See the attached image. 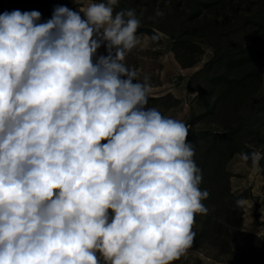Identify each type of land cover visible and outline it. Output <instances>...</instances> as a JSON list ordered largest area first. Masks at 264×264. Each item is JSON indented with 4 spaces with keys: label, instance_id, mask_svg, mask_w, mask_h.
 Instances as JSON below:
<instances>
[{
    "label": "clouds",
    "instance_id": "9594fccd",
    "mask_svg": "<svg viewBox=\"0 0 264 264\" xmlns=\"http://www.w3.org/2000/svg\"><path fill=\"white\" fill-rule=\"evenodd\" d=\"M76 2L0 14V264H175L208 211L189 129L125 63L135 9Z\"/></svg>",
    "mask_w": 264,
    "mask_h": 264
},
{
    "label": "trees",
    "instance_id": "16d2710c",
    "mask_svg": "<svg viewBox=\"0 0 264 264\" xmlns=\"http://www.w3.org/2000/svg\"><path fill=\"white\" fill-rule=\"evenodd\" d=\"M157 7L165 14L152 19ZM54 8L46 0H0V14L37 10L41 22L52 17ZM122 9H135L141 20L138 34L165 35L183 69L199 62L203 52L198 41L213 43L215 59L189 81L192 88L196 79H202L192 90L200 93L197 101L201 108L197 112L192 106L186 125L193 129L188 140L195 147L194 159L202 169L200 187L207 191L216 188V206L234 210L238 199L228 187H220L229 181V160L258 149L264 172V0H118L115 11ZM167 99L173 101L168 108L179 104L172 97ZM234 216L241 218V210L234 211ZM209 217L195 218L202 223L197 232L198 246L205 242L215 246L225 238L221 231L229 228L232 235L239 226L234 223L222 230L212 226L219 222L212 223Z\"/></svg>",
    "mask_w": 264,
    "mask_h": 264
},
{
    "label": "rangeland",
    "instance_id": "374dc122",
    "mask_svg": "<svg viewBox=\"0 0 264 264\" xmlns=\"http://www.w3.org/2000/svg\"><path fill=\"white\" fill-rule=\"evenodd\" d=\"M46 1L52 6L64 5L74 11H79L80 8L76 0ZM88 2L89 0H80L81 5H86ZM81 15L83 16V13ZM138 30L142 29L139 28ZM139 35L142 37V43L127 54L125 63L130 69L134 68L141 79L145 76L149 77L152 91L148 106L156 107L166 117L179 119L186 124L191 117L192 106L197 112L201 108V104L197 101L201 95L192 90L199 87L202 79H196L192 88L189 87V81L215 59L213 43L207 44L198 41L203 52L199 62L192 68L183 69L174 53L171 52V43L165 35L160 34L162 40L158 43L157 41L154 43L145 42L143 37L149 35ZM98 55H107L106 47L102 46L98 50ZM261 73L264 88V68H262ZM167 97L176 99L179 104L173 108H168V105L173 101ZM187 127L189 131L193 130L192 127ZM252 151L261 153L260 150L254 148L251 149ZM226 171L230 175L229 181L220 187L222 189L228 187L235 198L245 199L247 201L246 208L235 209L236 204L234 210L216 206L218 199L216 188H214L213 191L212 189L208 190L209 196L203 201L208 211L202 216L205 218L210 216L214 220L212 223L219 222L218 225L213 224L212 226L222 230L224 226L229 227L230 224L236 223L239 225L237 230L232 232V235L229 228L221 231L225 238H221L215 246H211L208 242L198 246L197 232L200 231L202 223L201 219L195 220L196 237L193 247L185 257L176 261L175 264H264V220H262L264 212L261 211L264 209V172L261 161L259 168L254 170L251 167V162L242 161L240 155L236 154L227 163ZM201 189L203 190V188ZM240 210L241 218L236 219L234 211L237 213Z\"/></svg>",
    "mask_w": 264,
    "mask_h": 264
}]
</instances>
